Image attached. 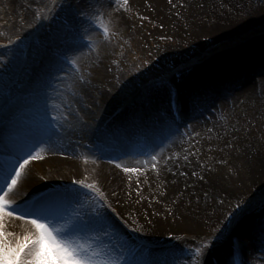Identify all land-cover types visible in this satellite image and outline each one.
Masks as SVG:
<instances>
[{"label":"bare ground","instance_id":"6f19581e","mask_svg":"<svg viewBox=\"0 0 264 264\" xmlns=\"http://www.w3.org/2000/svg\"><path fill=\"white\" fill-rule=\"evenodd\" d=\"M45 3L0 0V39L31 33L24 39L32 49L27 67L17 61L16 42L0 48V174L29 158L13 199L51 202L77 220L82 241L124 264L134 242L97 199L76 187L77 180H92L141 240L171 246L143 247L127 264H264V189L258 188L264 178V35L202 66L184 59L156 86L155 79L131 82L129 51L126 64L98 29L107 27L120 42L141 36L139 16L173 24L182 32L176 41L150 51L182 56L188 35L197 38L195 45L228 42L260 24L264 15L255 1L59 0L50 14L63 3L61 16L36 31L32 17L37 10L48 16ZM169 86L179 91V118ZM116 104L119 113L104 128L101 118ZM45 183L52 185L49 193ZM245 194L242 204L249 197L251 205L226 226ZM4 225L13 241L32 230L18 216H6ZM181 236L193 240L190 254L179 251L183 243H170Z\"/></svg>","mask_w":264,"mask_h":264},{"label":"snow or ice","instance_id":"6c2138e0","mask_svg":"<svg viewBox=\"0 0 264 264\" xmlns=\"http://www.w3.org/2000/svg\"><path fill=\"white\" fill-rule=\"evenodd\" d=\"M114 2L118 3V0ZM103 31L107 34L108 28L104 27ZM39 158V155L30 157ZM28 163L29 158H25L6 175L0 174V264H121L118 258H112L97 245L82 241L77 233L83 229L77 220L66 218L63 211L51 202L39 200L28 204L23 199H13ZM75 183L92 187L82 180ZM69 199H75V194ZM6 216H18L20 220L30 222L32 230L14 241L9 240L10 233L4 230ZM195 251L199 253L200 250Z\"/></svg>","mask_w":264,"mask_h":264},{"label":"rangeland","instance_id":"374dc122","mask_svg":"<svg viewBox=\"0 0 264 264\" xmlns=\"http://www.w3.org/2000/svg\"><path fill=\"white\" fill-rule=\"evenodd\" d=\"M45 1L48 2L49 5L51 3H53L52 0H45ZM53 1H56V0H53ZM61 9L59 11H61ZM59 11L57 12V14H54V15L57 17H60L61 15H59ZM35 13L41 14V12H38V11H34V14ZM36 14H35V18L32 17L33 22H34V19L37 22L40 21L38 19V17H40L41 15L38 16ZM55 16L53 18H55ZM144 19L145 18H143L142 16H139L138 21H136V22H138V23H136L137 26L144 29L143 33L141 34V36L138 39L136 37L130 38L127 40L125 38H123L119 42V38L118 39L114 38L113 42L110 45V46H113L115 55H119L118 54L119 52H123V57L125 59L124 62L126 64H127L128 59L131 58L133 60V62H134V66H132L133 69L130 70L129 72L127 71V77H130L131 82L139 81V82L149 84V83H151L152 79L153 80L155 79L156 82H161L160 80L164 79L165 77H170L173 73H176V71L183 66V65H181V61H184V59L186 61L185 64L191 63L192 66H194V65L195 66L196 65L202 66L203 63L208 62L209 59H211L213 56H216L218 53H220L224 50H227V49H234L235 47L237 48L238 45L241 46V45H243V43L252 40L254 37H256L258 35H264V20H263L257 26H254L253 28L243 32L242 35L237 36V37L233 38V40H229L228 42H225V41H220L217 43L216 42L215 43L203 42V44L195 45V42L193 43V41L197 38L196 37L190 38L188 35V39L183 45L186 49L189 48L190 53L187 54L185 52V48H184V49H181V51H183V53H184L182 56H180V55L178 56V54L166 56V55H163L161 53L153 55L150 50H151V48L157 46L156 44H158L160 42L171 44L172 42L176 41L174 38H177L176 36L180 35L182 32L178 31V29L176 30V28L174 29L172 26L173 24L171 26H169V25L164 26L163 25V27H161V25H158L157 23H148L147 20H144ZM168 27L173 28V29H171L173 31L169 32L167 30ZM19 34H21V33H17V35H19ZM23 34H21V36H29L26 33H23ZM186 35L187 34L183 33V36H186ZM16 37H20V36H16ZM13 39H14V37H13ZM13 39H10V38L0 39V48H2L3 45H10L12 43ZM137 40H139V41L137 42ZM206 45H209V46L205 47ZM125 50L129 51L130 58L124 54ZM192 51H194V52L192 53ZM18 56L20 57V51H18V53H17V61H18ZM118 68L120 70H123V71L127 70L121 65H118ZM178 74L180 75L181 72ZM108 110H106V113L104 114V116H106L110 112V109H108ZM261 150H262V154H264V144H263V147L260 148V151ZM91 181L92 180H90V183H93V181L92 182ZM84 184L87 185L86 182H84ZM43 188H44V185H43L42 189ZM95 188H97L99 191H101L102 195H104L102 190L99 187H95ZM258 188H264V178H261L258 180ZM33 192L31 193V195L33 194ZM248 193L249 192H247V194ZM247 194L240 196V203L242 202V200L245 197H247ZM254 196L252 195V197H254ZM250 205L248 204L246 206V208ZM241 206L239 209L237 206L232 208L233 212L236 211L235 214L236 213L240 214L241 212L243 213L246 210V208L244 207V210H243L242 209L243 206L242 207ZM191 237L193 240L199 239V236L196 237V236L191 235ZM190 239L186 238V236H181V237H177L174 240L170 241V243H172V244L183 243V244H181V248H179V251L181 252V250H183V247H184L183 245L190 246L192 244L191 242L193 240L191 239L192 240L191 241ZM232 239H237V238L233 237ZM232 239H231V241H232ZM238 242L240 244L241 241L238 240ZM206 243L207 242H204V244H206ZM236 243H237V241H236ZM166 245L169 246V248L171 247L170 244H168V243L154 245V247L156 249L157 247L158 248L166 247ZM232 245H233V242H232ZM240 246H241V244H240ZM151 250L154 251L153 249H151Z\"/></svg>","mask_w":264,"mask_h":264}]
</instances>
